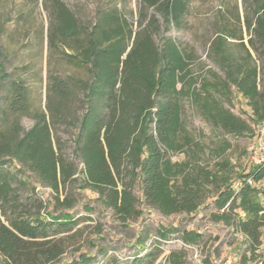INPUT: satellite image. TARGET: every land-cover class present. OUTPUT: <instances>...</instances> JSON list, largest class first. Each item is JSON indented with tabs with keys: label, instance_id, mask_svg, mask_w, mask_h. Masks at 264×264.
<instances>
[{
	"label": "trees",
	"instance_id": "16d2710c",
	"mask_svg": "<svg viewBox=\"0 0 264 264\" xmlns=\"http://www.w3.org/2000/svg\"><path fill=\"white\" fill-rule=\"evenodd\" d=\"M140 7L145 15L133 31L134 23L116 8L98 10L94 24L86 26L61 0H52L50 38L75 53L69 58L88 77L49 76V115L29 112L25 85L0 65V83L8 85L0 117L14 118L10 129H0V264H156L170 237L188 247L203 238L195 230L160 227L150 244L141 233L127 259L102 248L81 252L72 234L77 221L64 212L77 200L71 193L60 199L61 186L95 193V206L118 226L143 218L136 193L145 209L162 217L208 211L211 223L240 236L239 264H264V161L243 166L229 156L234 140L252 136L264 123V88L253 57L264 64V5L254 20L246 18L247 44L241 34H217L209 49L213 67L203 68L202 76L195 72L194 53L168 36L185 14L186 1L141 0ZM232 39L238 54L229 48ZM236 94L251 109L248 121L232 112ZM189 109L209 126V137L192 136ZM27 116L33 124L24 130L18 120ZM57 124L73 131L71 156L81 169L56 149ZM176 154L185 159L173 162ZM31 178L52 190L59 216L44 214L43 203L33 212L21 210L19 186L28 187ZM163 264H187L186 251H170Z\"/></svg>",
	"mask_w": 264,
	"mask_h": 264
},
{
	"label": "rangeland",
	"instance_id": "374dc122",
	"mask_svg": "<svg viewBox=\"0 0 264 264\" xmlns=\"http://www.w3.org/2000/svg\"><path fill=\"white\" fill-rule=\"evenodd\" d=\"M141 0H61L70 9L78 21L86 26H92L97 16V11H109L116 8L127 19L134 23L133 31L137 30L138 20L145 15L140 7ZM186 12L180 19V23L172 26L168 32L178 46L186 51L193 52L196 56L195 72L202 76L204 70L212 68L209 59L210 45L219 33H233L242 35L247 44L251 34L245 23L254 20V12L263 4L264 0H185ZM52 0H0V65L5 74L11 80L19 81L27 89L29 112L45 113L47 110V87L49 76H72L85 80L88 77L87 69L80 68L72 63L70 54H75L60 39H51L50 32L54 23L51 18L50 6ZM229 47L238 54L239 49L234 45L237 40H229ZM255 63L261 70L260 88H264V64L257 60L253 53ZM204 68V70H203ZM203 70V71H202ZM8 90L6 82L0 83V101H3ZM232 112L248 121L251 117V109L240 95H235L232 102ZM189 130L194 138L202 132L209 137L210 129L207 124L194 116L189 109L186 114ZM14 118L2 114L0 117V129L8 130L13 125ZM21 129L28 130L33 121L30 116L18 120ZM52 135L56 149H60L63 156L73 161L71 156L73 131L61 124L55 126ZM57 139V142H56ZM208 141V138L205 139ZM264 147V123L254 127L252 136H247L233 141L234 150L229 155L232 161L240 162L243 166L249 164L255 156L256 161L262 159L259 152H254L258 144ZM184 154L172 156V161H183ZM75 160V159H74ZM78 170L81 165L75 160ZM13 171V167L10 168ZM22 196L21 210L33 212L35 207L43 203L44 214L59 216L58 210L51 204L53 192L49 187H41L30 179L28 187H20ZM60 199L71 193L76 197L77 203L71 211H64L77 221L74 231L76 244L81 252L94 254L99 248L106 249L108 254L117 258L127 259L131 257L135 248L136 238L142 233L147 235V244L156 240V232L160 227H180L188 231H198L203 235L201 243L188 247L178 237H170L161 244L163 254L156 264H163L164 256L170 251L184 249L187 253V264H239L238 253L241 248V238L234 236L225 226H219L209 221V212L202 211L191 216L178 215L162 217L159 213L145 209L142 199H139L140 207L144 210L141 220L127 227L118 226L116 219L108 212H102L95 206L97 195L88 190L72 191L69 188H60ZM36 205V206H35ZM93 207L89 214L84 207ZM91 220L87 221L89 218ZM100 231V232H99ZM262 248L264 249V231L262 234ZM68 257V256H67ZM66 257V258H67ZM101 260L100 257H97Z\"/></svg>",
	"mask_w": 264,
	"mask_h": 264
},
{
	"label": "built area",
	"instance_id": "2783aa9c",
	"mask_svg": "<svg viewBox=\"0 0 264 264\" xmlns=\"http://www.w3.org/2000/svg\"><path fill=\"white\" fill-rule=\"evenodd\" d=\"M254 152H255V155H256L257 152H259V154H261V157L263 156L262 159H259V160H257V161H256V159H255V156H253V160H254V162H255L256 164L263 162V161H264V147L261 146L260 143L255 147ZM250 184H252L251 181L249 182V185H250Z\"/></svg>",
	"mask_w": 264,
	"mask_h": 264
}]
</instances>
